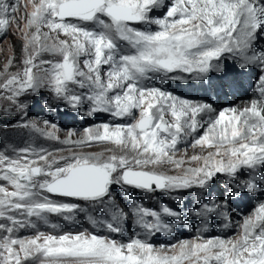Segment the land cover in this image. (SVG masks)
Wrapping results in <instances>:
<instances>
[{
    "label": "snow or ice",
    "instance_id": "6c2138e0",
    "mask_svg": "<svg viewBox=\"0 0 264 264\" xmlns=\"http://www.w3.org/2000/svg\"><path fill=\"white\" fill-rule=\"evenodd\" d=\"M29 4L22 66L13 71L9 60L0 69V97L20 113V126L59 140L55 123L44 120L42 128L38 121H24L29 106L21 97L41 91L51 95L44 105L49 111L63 104L89 117L106 113L131 119L85 128L78 141L70 139L76 133L69 131V139L62 141L114 145L107 156L54 157L45 148L31 146L13 148V155L0 152V181L7 185L0 184V221L9 222L0 223V264H264V203L243 221L239 239L181 242L173 255L165 246L156 248L140 238L123 242L87 230L50 234L39 231L38 223L48 225L49 215L74 221L78 213L88 215L91 207L110 214L101 221L88 215L91 224H103L109 233L118 234L128 212L127 205L121 208L117 203L114 185L149 193L198 188L203 199L193 209L195 216L230 219L233 198L256 192L264 181L256 172L257 166L264 172V47L257 46L264 43V0H29ZM161 8L164 11L156 15ZM16 11V5L0 0V34L6 33ZM146 24L157 29L140 27ZM225 60L240 73L260 69L259 98L250 106L217 108L144 84L154 74L177 80L181 78L177 73H185L202 87L207 84L226 93L234 80ZM201 130L192 146L215 150L191 157L202 164L181 175L161 174L150 167L181 168L183 161L175 159L177 145ZM221 175L229 189L213 195L212 185ZM130 203L137 226L148 235L170 233L173 224L165 217L177 221L181 217L170 206L156 210L135 199ZM29 227L36 229L31 237L14 235L17 228Z\"/></svg>",
    "mask_w": 264,
    "mask_h": 264
},
{
    "label": "rangeland",
    "instance_id": "374dc122",
    "mask_svg": "<svg viewBox=\"0 0 264 264\" xmlns=\"http://www.w3.org/2000/svg\"><path fill=\"white\" fill-rule=\"evenodd\" d=\"M6 2L16 5L17 11L13 14L14 18L10 17V25L7 28L6 33L0 34V69H3L9 60H12V70L15 71L17 67L22 66V59L24 57L22 31L25 30V17L26 14L31 11V7L29 0H6ZM164 2L171 3L174 2V0H164ZM163 11L164 10L162 8L157 10L156 15H160ZM140 27L146 30L157 29L155 24H146ZM43 31H47V29H43ZM60 38L64 39L62 36ZM259 44H261V47H264V43ZM224 64L227 68L229 76L234 80V86L230 90H227V92L233 93L236 91L237 86L241 87L237 84H244L246 78L245 76H242L243 73H240L230 60H225ZM254 68L255 69L253 70L255 72L258 69L256 74L257 78H252L253 80H251V82L253 81L254 84L251 85L250 90L253 89V93H258V78L260 69L256 67ZM176 75L180 76L181 78L177 80H170L165 79L162 75L158 76L154 74L151 79L145 80L144 84L148 87L161 88L177 97L187 99L193 103L208 101L214 106H217L213 96L214 93H212L214 90L209 88L207 84L202 87L201 82L189 78L185 73H177ZM167 82H171L169 84H171L172 87L173 83L176 82L175 89L168 88L169 84L166 88H164L162 84ZM209 93L211 94L209 95ZM215 96L217 97L218 95L215 94ZM51 99V95L47 91H41L40 95L38 96L29 94L25 97H21V100L27 102L29 106L27 110V116L24 117V121H38L40 122V127L42 128L44 127L42 123L44 120L55 123L58 126L56 135L59 137V140L46 139L30 128L21 127L20 113L6 99L0 97V152L7 151L9 155H13V148H24L31 146L38 149L45 148L52 152L54 157H71L74 154L80 153H102L103 155L107 156L111 154L108 150L113 149L115 147L114 145L103 142H96L91 145H74L64 144L62 141L69 139V131L76 133L70 139L72 141H78L83 137V129L85 128L105 122L109 124H119L128 123L130 121V118H124L121 120L118 118H113L111 115L106 113H98L89 117L84 114V111L77 113L76 111L66 108V106L63 104H59L49 111L44 105ZM242 99L243 97L236 95L234 99L228 100L227 104H229L231 107H239V104L236 103V101H240L242 104ZM247 99L249 98H244V101ZM225 105L226 102L224 104L220 103L218 104L217 108H227ZM86 107L87 106L85 105V110ZM136 115L138 118V111L136 112ZM167 119H170V117H167ZM202 131L203 130L193 134V137L185 138L184 141L177 145L179 150L175 153V159L177 161H183L181 168H176L173 164H163L150 167L161 174L181 175L185 169L196 167L198 166V163L202 164V161H191V157L193 155L204 157L207 156L208 152L215 151L214 149L192 146L194 142V136L202 134ZM243 171L244 173H247L249 170L244 169ZM256 172L258 176H264V172H260L259 166H257ZM225 179L226 178L221 175L214 181L211 189L213 195H218L219 193L225 192L229 189V185L225 184L224 182ZM0 184L6 185V182L0 181ZM8 187L9 190H11L10 186ZM112 191L116 196L117 203L121 208H124L127 205L125 210L128 212V216L126 219L122 220L120 224L122 229L120 233H109L103 224L98 223L97 226H93L88 219V215L93 216L97 221H101L110 219V214L106 215L102 211L91 207L89 208L88 215L85 213H78L76 214V219L74 221H65L60 216L49 215L48 225L38 222L39 231L50 234H61L64 232L87 230L91 233H95L100 236H109L123 242L140 238L151 243L156 248L165 246L164 250L167 252V254L173 255L179 252V245L181 242H204L208 239L217 238L224 239L226 241L239 239L242 231L241 225L243 221L252 215L255 209L261 203H264V181L261 182L260 187L256 192L244 193L233 198V201L230 203V219L228 220L215 215L201 218L193 214V209L196 208L203 199L201 190L198 188H193L191 190H180L176 193H170L168 191L161 190L149 193L134 188H129L127 186L120 187L114 185ZM53 199L63 200L68 198L53 197ZM134 199L144 207L150 209L159 210L162 206H170L180 211L181 217L178 221L175 218L165 217L166 220L173 224V229L170 233L161 232L148 235L143 229L137 226L135 217L132 215V205L130 202ZM69 202L80 203L82 207H88L83 201L69 200ZM0 223L9 222L5 220L0 221ZM52 224H55L56 228L51 227ZM35 231L36 229L30 227L17 228L14 235L19 238H27L31 237ZM2 234L3 233H0V235ZM171 245H175V247H168ZM28 264H32V262L29 261ZM37 264H39V262H37ZM185 264H189V262L186 261Z\"/></svg>",
    "mask_w": 264,
    "mask_h": 264
},
{
    "label": "bare ground",
    "instance_id": "6f19581e",
    "mask_svg": "<svg viewBox=\"0 0 264 264\" xmlns=\"http://www.w3.org/2000/svg\"><path fill=\"white\" fill-rule=\"evenodd\" d=\"M258 46L259 47H261V44H259L258 43ZM231 61V60H230ZM253 69H255L254 67L252 68V69H249L248 71H246V72H244L243 74H242V76H245V83L244 84H240V83H238L237 85H240L241 87H239V86H237V88H236V91H234L233 93H231V92H221V91H217V90H214V91H212V93H214V98H215V103L217 104V106H215V107H218V104H220V103H225L226 102V105L225 106H227V107H229L230 105L229 104H227L228 103V100H231V99H234V97L237 95V96H241V97H243V102H242V104H241V102L240 101H236V103H238L239 104V107H236L237 109H243V108H245V107H248V106H250V103H251V101L253 100V99H257V98H259V91H258V93L256 92V93H253L254 91H253V89L252 90H250V87H251V85L252 84H254V82L252 81L251 82V80H253L252 78H254V77H256L257 78V76H256V74H257V71H258V69L256 70V72L253 70ZM235 72V71H234ZM252 75V76H251ZM157 77V76H156ZM162 78V77H161ZM239 81H241V80H239ZM169 83H171V82H169ZM168 82L167 83H164V84H162V86L164 87V88H166L167 87V85L169 84ZM195 84V83H194ZM160 85V84H159ZM257 85V84H256ZM175 86H176V82H174L173 83V87H172V85L171 84H169L168 85V88H171V89H175ZM254 88H255V86H254ZM257 88V87H256ZM213 90V89H212ZM166 91V90H165ZM173 91V90H172ZM217 91V92H216ZM253 91V92H252ZM211 92V91H210ZM218 93V94H217ZM199 94V93H198ZM211 93H209V95H210ZM215 94L216 95H218L217 97L215 96ZM200 96V95H199ZM195 98V97H194ZM203 98V97H202ZM244 98H249V99H247L246 101H244ZM205 102V101H204ZM214 103V102H213ZM225 106H223V107H225ZM238 106V105H237ZM231 107V106H230ZM129 119V118H128ZM131 119V118H130ZM56 216V215H55ZM59 218V217H58ZM61 219V218H60ZM192 230V229H191ZM184 231V230H183ZM167 238V237H166Z\"/></svg>",
    "mask_w": 264,
    "mask_h": 264
}]
</instances>
